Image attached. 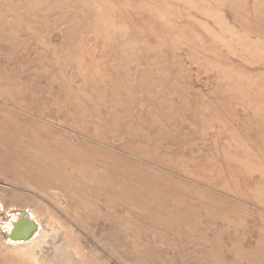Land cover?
Listing matches in <instances>:
<instances>
[{
	"label": "rangeland",
	"instance_id": "374dc122",
	"mask_svg": "<svg viewBox=\"0 0 264 264\" xmlns=\"http://www.w3.org/2000/svg\"><path fill=\"white\" fill-rule=\"evenodd\" d=\"M0 264H264V0H0Z\"/></svg>",
	"mask_w": 264,
	"mask_h": 264
},
{
	"label": "water",
	"instance_id": "95a60500",
	"mask_svg": "<svg viewBox=\"0 0 264 264\" xmlns=\"http://www.w3.org/2000/svg\"><path fill=\"white\" fill-rule=\"evenodd\" d=\"M13 228L8 236L15 240H29L38 230V223L31 217L28 210H21L19 218L12 222Z\"/></svg>",
	"mask_w": 264,
	"mask_h": 264
},
{
	"label": "bare ground",
	"instance_id": "6f19581e",
	"mask_svg": "<svg viewBox=\"0 0 264 264\" xmlns=\"http://www.w3.org/2000/svg\"><path fill=\"white\" fill-rule=\"evenodd\" d=\"M13 228V227H12ZM39 238H40V233H39V226H38V230L36 231V233H35V235L34 236H32L29 240H21V239H19V240H15V241H12V243H10V244H12L13 246H16V248H20V249H23V248H28L29 246H34L35 248H37L38 247V244L40 243L39 242ZM11 239H13V238H11ZM59 246V245H58ZM39 247H40V244H39ZM37 250H39V249H37ZM22 251V250H21ZM26 251H28V250H26ZM23 252V251H22ZM39 252V251H38ZM37 252V253H38ZM24 253V252H23ZM26 253V252H25ZM33 254L35 253V251L34 252H32ZM40 254H41V252H39ZM27 254V253H26ZM40 254H38V255H40ZM35 256H37V254L35 253ZM54 256V255H53ZM56 257V256H55Z\"/></svg>",
	"mask_w": 264,
	"mask_h": 264
}]
</instances>
